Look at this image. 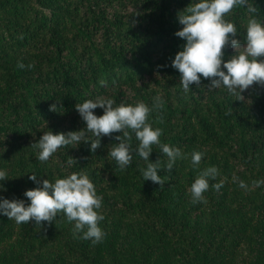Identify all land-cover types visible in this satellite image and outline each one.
Returning a JSON list of instances; mask_svg holds the SVG:
<instances>
[{
  "label": "trees",
  "instance_id": "16d2710c",
  "mask_svg": "<svg viewBox=\"0 0 264 264\" xmlns=\"http://www.w3.org/2000/svg\"><path fill=\"white\" fill-rule=\"evenodd\" d=\"M194 2L0 0V170L7 173L0 198L27 205L25 191L37 187L31 174L54 183L83 171L102 197L105 233L97 244L82 233L74 237V222L62 212L40 226L0 214V264H264V183H253L264 181V86H250L242 101L224 87L210 90L203 77L183 89L172 60L185 41L175 33L182 28L178 14ZM249 3L256 13L236 7L225 17L240 43L251 16L264 23V0ZM235 52L226 47L225 61ZM157 96L163 108L149 122L162 129V144L183 154L169 172L168 157L152 146L149 162L159 159L157 174L168 177L163 188L144 181L147 162L131 129L132 161L124 170L108 154L120 132L102 135L95 152L81 142L38 160L32 145L44 132L86 128L76 104L105 97L114 106L143 101L152 108ZM193 152L203 153L197 166ZM212 166L218 175L209 179L206 203H193L191 184ZM220 182L217 191L212 185Z\"/></svg>",
  "mask_w": 264,
  "mask_h": 264
},
{
  "label": "clouds",
  "instance_id": "9594fccd",
  "mask_svg": "<svg viewBox=\"0 0 264 264\" xmlns=\"http://www.w3.org/2000/svg\"><path fill=\"white\" fill-rule=\"evenodd\" d=\"M236 7H246L247 11L256 13L257 8L249 3V0H198L189 4L178 14V21L182 28L175 33L185 41L182 49L175 54L172 67L180 74V83L183 89L189 91L190 85L199 86L201 77L210 80L208 88H226L230 93L244 100L241 95L253 84L264 86V23L255 16L248 19L246 26V43L242 50L235 52L227 61L224 59V49L231 47L240 48V40L237 39V29L233 22L225 17ZM17 67L24 69L22 62H17ZM33 64L27 65L31 69ZM101 85L105 81H100ZM115 101L110 98L97 97L76 104L75 109L86 128L80 131H69L53 134L51 130L44 132L39 140L33 143L38 148V160L46 162L61 147L79 145L81 142L90 144V151L95 152L101 144V136H110L114 132H120L123 136H116L119 143L108 153L113 158L120 170H124L132 161V147L129 141L132 139L127 129L135 133L139 141L136 149L138 155L147 162V166L141 169L144 181H151L163 188L167 176L158 175L161 169L160 160L149 162L152 146L160 147L163 154L168 157V162L163 169L171 171L178 158H183L179 148L168 144H162L160 137L162 129L153 128L149 122V115L154 110L163 108L160 96L155 97V103L150 108L143 101L135 105L120 103L114 106ZM102 108L103 114L97 116L93 110ZM50 111H56L55 104ZM158 122L163 119L158 117ZM86 131L91 132L96 139L86 136ZM203 157L202 152H193L191 161L194 166L199 165ZM70 164H75L73 158H69ZM218 169L214 166L203 170L190 187L193 203H206L204 193L209 189V179H215ZM6 171L0 170V180H6ZM29 179L37 184V187L26 190L24 196L29 204L23 200H8L0 198V214L14 220L17 224H27L34 221L36 225L42 222L52 224L58 213H63L68 222H74L73 235L82 233L79 238L91 240L93 244L102 242L105 233L99 227L104 216L98 211L102 207V197L97 195L95 186L87 173L81 171L71 173L65 178H57L54 183L48 179L38 180L35 174ZM255 186H260L264 181H254ZM223 186V182L212 185L217 191ZM240 187L247 185L240 181ZM2 188V186H0Z\"/></svg>",
  "mask_w": 264,
  "mask_h": 264
},
{
  "label": "rangeland",
  "instance_id": "374dc122",
  "mask_svg": "<svg viewBox=\"0 0 264 264\" xmlns=\"http://www.w3.org/2000/svg\"><path fill=\"white\" fill-rule=\"evenodd\" d=\"M244 45H245V43H240V48H238V49H233V48H231L232 50H235V51H240V50H242V48L244 47Z\"/></svg>",
  "mask_w": 264,
  "mask_h": 264
}]
</instances>
